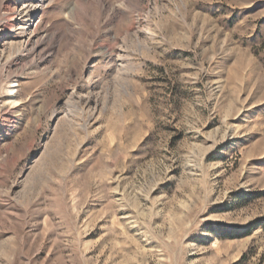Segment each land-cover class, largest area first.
Returning a JSON list of instances; mask_svg holds the SVG:
<instances>
[{
    "label": "rangeland",
    "instance_id": "374dc122",
    "mask_svg": "<svg viewBox=\"0 0 264 264\" xmlns=\"http://www.w3.org/2000/svg\"><path fill=\"white\" fill-rule=\"evenodd\" d=\"M0 264H264V0H0Z\"/></svg>",
    "mask_w": 264,
    "mask_h": 264
}]
</instances>
